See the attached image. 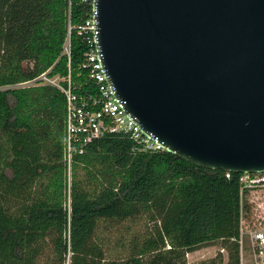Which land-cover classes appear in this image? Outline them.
<instances>
[{
	"label": "trees",
	"instance_id": "trees-1",
	"mask_svg": "<svg viewBox=\"0 0 264 264\" xmlns=\"http://www.w3.org/2000/svg\"><path fill=\"white\" fill-rule=\"evenodd\" d=\"M88 9L82 0H0V264H187L188 253L217 244L226 264H240L241 222L254 223L256 191L242 189L243 174L137 150L124 133L94 140L69 167L65 94L48 84L14 87L51 69L88 91L76 29L70 63L62 55L69 17L77 26ZM141 217L150 231L128 256L107 257L102 223Z\"/></svg>",
	"mask_w": 264,
	"mask_h": 264
},
{
	"label": "water",
	"instance_id": "water-1",
	"mask_svg": "<svg viewBox=\"0 0 264 264\" xmlns=\"http://www.w3.org/2000/svg\"><path fill=\"white\" fill-rule=\"evenodd\" d=\"M116 95L209 169L264 173V0H97Z\"/></svg>",
	"mask_w": 264,
	"mask_h": 264
},
{
	"label": "built area",
	"instance_id": "built-area-1",
	"mask_svg": "<svg viewBox=\"0 0 264 264\" xmlns=\"http://www.w3.org/2000/svg\"><path fill=\"white\" fill-rule=\"evenodd\" d=\"M96 1L82 0L83 3L89 5V9L87 17L79 25L73 26L69 17L68 36L62 50V55L67 56L70 63V37L72 30L76 29L87 47L82 69L91 84L88 91L85 94L75 92L70 73L67 77L59 75L51 77L49 74L51 69L14 86L48 84L59 88L65 94L67 104L64 159L69 167H71L74 154L84 153L91 142L109 134L124 133L129 135L135 142L137 150H165L157 136L144 133L138 118L128 112L125 101L116 95V88L107 77L99 45V12L95 6ZM69 5H71V0H69ZM63 82H66L67 86H64ZM240 181L242 189L264 188V173H243ZM239 243L240 264H245L246 255L250 264H264V226L253 223L251 227L247 228L242 221Z\"/></svg>",
	"mask_w": 264,
	"mask_h": 264
},
{
	"label": "rangeland",
	"instance_id": "rangeland-1",
	"mask_svg": "<svg viewBox=\"0 0 264 264\" xmlns=\"http://www.w3.org/2000/svg\"><path fill=\"white\" fill-rule=\"evenodd\" d=\"M251 201L253 202L251 216L254 219L255 225L264 226V188H257L251 195ZM152 226L153 222L144 217L124 223H102L98 230V235L102 239L107 257L115 259L128 256L132 242L140 240L143 235L145 236L150 231ZM219 253L223 254L224 259L222 264H226L228 260L227 251L221 249L219 244L204 247L190 253L186 256L187 264H213L212 262L215 259L218 262L217 255ZM46 260L48 261L46 262ZM41 264L54 263L51 262V259L49 260L47 257H44ZM66 264H70V260ZM245 264H250L247 255L245 256Z\"/></svg>",
	"mask_w": 264,
	"mask_h": 264
},
{
	"label": "crops",
	"instance_id": "crops-1",
	"mask_svg": "<svg viewBox=\"0 0 264 264\" xmlns=\"http://www.w3.org/2000/svg\"><path fill=\"white\" fill-rule=\"evenodd\" d=\"M190 254V253H189Z\"/></svg>",
	"mask_w": 264,
	"mask_h": 264
}]
</instances>
